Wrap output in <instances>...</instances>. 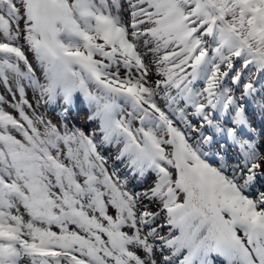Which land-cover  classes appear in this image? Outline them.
<instances>
[{
	"label": "snow or ice",
	"instance_id": "6c2138e0",
	"mask_svg": "<svg viewBox=\"0 0 264 264\" xmlns=\"http://www.w3.org/2000/svg\"><path fill=\"white\" fill-rule=\"evenodd\" d=\"M0 85V264H264V0H0Z\"/></svg>",
	"mask_w": 264,
	"mask_h": 264
}]
</instances>
